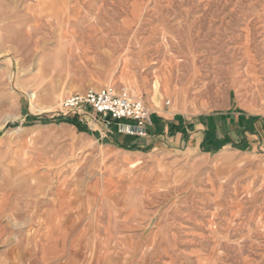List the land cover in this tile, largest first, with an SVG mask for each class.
<instances>
[{
	"label": "rangeland",
	"instance_id": "1",
	"mask_svg": "<svg viewBox=\"0 0 264 264\" xmlns=\"http://www.w3.org/2000/svg\"><path fill=\"white\" fill-rule=\"evenodd\" d=\"M254 1L0 0V195L21 206L29 192L37 208L54 184L44 174L69 169L57 159L95 127L62 101L110 87L207 131L195 149L184 133L176 148L159 146L136 171L140 211L127 218L140 227L120 236L142 239L141 264H264V149L247 144L243 119L264 114ZM121 215L78 208L79 221Z\"/></svg>",
	"mask_w": 264,
	"mask_h": 264
},
{
	"label": "crops",
	"instance_id": "2",
	"mask_svg": "<svg viewBox=\"0 0 264 264\" xmlns=\"http://www.w3.org/2000/svg\"><path fill=\"white\" fill-rule=\"evenodd\" d=\"M254 2L259 9L249 16L264 22V0ZM156 110H150L147 139L103 130L100 125L81 132L83 144L57 159L58 166L70 168L44 174V180L54 184L46 187L37 208L31 206L29 192L22 196L21 206L12 205L6 193L0 195V264H141L142 239L120 236L140 227L127 218L128 213L140 211V202L135 200L136 171L159 146L176 148L183 133L187 148L194 149L207 136L202 121L195 123L183 116L178 120ZM243 119L247 144L264 149V114ZM169 125L180 132L168 134ZM79 164H84L85 172L71 171V166ZM105 204L122 211L117 221L78 220L80 205L101 208Z\"/></svg>",
	"mask_w": 264,
	"mask_h": 264
},
{
	"label": "built area",
	"instance_id": "3",
	"mask_svg": "<svg viewBox=\"0 0 264 264\" xmlns=\"http://www.w3.org/2000/svg\"><path fill=\"white\" fill-rule=\"evenodd\" d=\"M61 106L76 113L80 121H88L95 127L100 125L103 130L114 129L120 135L138 138L148 135L151 112L144 102L137 97L117 93L110 87L88 88L83 93L71 94L64 98ZM94 128L91 127L92 130Z\"/></svg>",
	"mask_w": 264,
	"mask_h": 264
},
{
	"label": "trees",
	"instance_id": "4",
	"mask_svg": "<svg viewBox=\"0 0 264 264\" xmlns=\"http://www.w3.org/2000/svg\"><path fill=\"white\" fill-rule=\"evenodd\" d=\"M28 118L32 119V120L38 119V120H41L43 122H47V120L42 118L41 116H28ZM55 120H57V121H66V122H69L71 124L78 125L74 117L66 118V117L60 116V117L56 118ZM80 128H82V127H80Z\"/></svg>",
	"mask_w": 264,
	"mask_h": 264
}]
</instances>
